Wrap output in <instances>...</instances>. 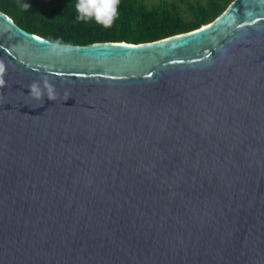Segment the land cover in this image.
Listing matches in <instances>:
<instances>
[{"label":"water","instance_id":"water-1","mask_svg":"<svg viewBox=\"0 0 264 264\" xmlns=\"http://www.w3.org/2000/svg\"><path fill=\"white\" fill-rule=\"evenodd\" d=\"M48 42L0 10V264H264V0Z\"/></svg>","mask_w":264,"mask_h":264},{"label":"trees","instance_id":"trees-1","mask_svg":"<svg viewBox=\"0 0 264 264\" xmlns=\"http://www.w3.org/2000/svg\"><path fill=\"white\" fill-rule=\"evenodd\" d=\"M160 0L150 6L145 0H121L118 17L109 28L95 21H78L77 0H0V10L26 30L63 43L89 44L101 41L140 43L191 31L218 17L232 0ZM28 5V7H24Z\"/></svg>","mask_w":264,"mask_h":264},{"label":"clouds","instance_id":"clouds-1","mask_svg":"<svg viewBox=\"0 0 264 264\" xmlns=\"http://www.w3.org/2000/svg\"><path fill=\"white\" fill-rule=\"evenodd\" d=\"M121 0H77L75 10L78 21H95V23L109 28L113 25L118 17V6ZM28 7V5H24ZM48 53L51 56L62 57L65 54L71 53L72 45L62 43L60 40L48 42ZM7 68L3 60H0V86H3V79ZM30 96L43 104L45 96L48 100L57 99L55 85L43 78V87L39 81H33L29 86Z\"/></svg>","mask_w":264,"mask_h":264},{"label":"rangeland","instance_id":"rangeland-1","mask_svg":"<svg viewBox=\"0 0 264 264\" xmlns=\"http://www.w3.org/2000/svg\"><path fill=\"white\" fill-rule=\"evenodd\" d=\"M168 2H172V1H178V4H179V8H180V11L183 13V14H188V9H187V6L185 3H183L182 1L180 0H167ZM193 1H198V0H193ZM201 1H205V0H201ZM145 2L150 5V6H154V5H157L159 4L160 0H145Z\"/></svg>","mask_w":264,"mask_h":264}]
</instances>
